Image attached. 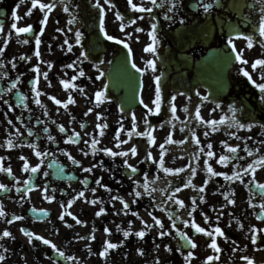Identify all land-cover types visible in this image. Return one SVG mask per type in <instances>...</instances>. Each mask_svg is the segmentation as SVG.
Listing matches in <instances>:
<instances>
[{"label": "flooded vegetation", "instance_id": "1", "mask_svg": "<svg viewBox=\"0 0 264 264\" xmlns=\"http://www.w3.org/2000/svg\"><path fill=\"white\" fill-rule=\"evenodd\" d=\"M41 2L54 7L44 26V34L40 37V56L36 57L34 37L39 34V21L43 18V13L39 9H33L31 16L26 15L31 8V0H25L18 9L16 5L19 0H0V25L3 26L0 31V48H4L3 55H0V97H3L0 99V168L12 169L11 175L0 170V183L7 185V191L0 189V205L6 212V216L0 217V235L6 229L14 237L0 239V245L3 246L0 247V255L5 256L0 264H73L69 257H74V247L70 240H62L61 237L63 232L67 235L68 230L73 228H81L83 237H86L82 244V264H120L121 246L109 250L106 256H100L99 253L103 251L107 240H114L113 243L120 245L123 199L128 204L132 203L131 198L137 192L136 178L124 161L127 160L139 170L138 177L142 181L153 173V163H147L151 159L143 158V155L147 157L150 152L153 158L160 157L161 153L157 152L160 144H164V165L176 167L188 164L184 157L177 158V163L170 161L169 152L165 150L168 134L160 130L157 124L166 117V109L160 111L159 115L149 114L140 102L137 110L124 115L119 105L114 103L117 98H133L139 90V100L143 99L144 103L152 107L156 76L161 77L160 83L165 82L168 97L172 95L171 90H180L193 96L202 118L198 119L200 124L197 138L200 140L198 150L204 148V151H199L195 175L188 177L194 182V192L188 191L182 183L177 192L183 199L186 210L183 224L185 220L189 221L187 227L184 225L185 229L195 235L197 247L192 252L201 258V264L213 262L207 261L209 255L229 256L227 264H247L242 259L245 256L252 264H263L264 212L259 205L264 202V191L257 185L264 184V168L258 167L254 178L251 173L244 176L243 169L264 156V103L259 101L260 90L242 72L247 70L253 80L264 83V68H252L257 59H264V37L259 35L260 19L264 17V0H202L204 3L213 2L214 7L210 13H204L202 7L198 6L201 0H178L177 7L172 12L168 11L172 0H157L155 5L151 0H133L144 9L151 8V12L134 11L127 0H111L114 8L105 3V0H100L104 8L105 30L116 38L113 41L107 40L100 32L101 14L96 7V0ZM13 10L17 11L19 20H13ZM117 12L124 17L123 21L116 18ZM166 15L172 18L166 19ZM181 18L184 23L180 22ZM133 19L135 24L130 23ZM14 22L18 27L33 25V32L18 35L11 28ZM121 23L125 25L123 30ZM153 23L158 25L156 53L145 51L152 43L150 33ZM76 31L83 33L81 45L75 43ZM245 37L252 39V47L248 46ZM229 39H232L235 51L228 43ZM24 40H28V43H23ZM65 40L73 45L71 52L67 50ZM119 40H123L128 48L118 43ZM82 51L88 53L87 59L80 56ZM237 52L248 61L247 64L236 59ZM22 56L25 59H21ZM212 57L215 64L219 60L226 63L222 66L221 73L209 61ZM149 60L155 62V71L148 67ZM133 62L141 71L132 67ZM49 64L52 65L51 68ZM68 64L74 66L67 68ZM36 65L40 67L39 74L33 71ZM115 67L119 71L114 70ZM81 70L85 73L84 76L79 75ZM44 72L48 73L47 80L44 79ZM100 72H103V76L97 78ZM111 74L118 77L109 82L107 79L112 78ZM36 75L40 78L39 83L34 85ZM218 79L224 81L222 91L217 92L215 88L208 91L206 86L216 83ZM62 80H69L78 87L65 89ZM112 83H116L115 86ZM13 84L16 85L15 88H12ZM34 86L42 93L41 105L35 104L36 96L32 91ZM100 90H104L106 99L102 98L101 102H97L95 93ZM69 93L76 103L69 104L67 109L62 104L56 105L51 99L55 96L61 101H67ZM205 96L208 97L207 100L203 99ZM183 97L175 98L176 106L184 104ZM4 100L12 107L4 104ZM232 105L237 109V119L242 123H252L253 127H236L230 135L214 132L215 135L220 134V137H213V140L209 134L205 135L208 132L201 128L211 125L206 122L223 119L226 123V118L233 115L230 110ZM88 109L92 111L88 112ZM97 113L101 114V119H97ZM9 120L12 121L11 124L8 123ZM100 123L107 124L102 136L101 130L96 127ZM61 125L65 128L64 132L60 131ZM149 128L156 138L155 144L151 145L146 136L137 135ZM76 132L80 133L79 137L75 135ZM129 132L134 135L137 146L145 145V151H137L136 155L129 152L127 157H112L101 151H129L132 144L121 143L127 141ZM69 136L78 142H69ZM49 137L53 140H49ZM93 139L99 141L95 146L91 143ZM9 140L13 147L8 146ZM208 143L213 145V157L207 156ZM225 143L240 146L235 154L238 159L219 164L217 161L220 155H232L225 148ZM29 145H35L36 148ZM246 149L251 150L253 155L249 156ZM36 150L49 154L40 158L35 155ZM65 153L75 157L80 164H74ZM25 162L30 167L40 164V170L36 173L24 172ZM209 165L215 171L228 175L241 170L244 182L235 178L226 180L223 175L212 176L205 167ZM89 167L92 171L85 172L84 169ZM45 172L48 173L47 176L44 175ZM85 178L87 185L83 182ZM97 180H100V184L96 183ZM25 181L30 183L25 184ZM201 186L205 187L203 193L198 191ZM45 188L48 189V195L54 197L51 201L44 198ZM93 188L96 189L95 192L92 191ZM81 191L84 192V197L77 198ZM21 194H26L25 199H20ZM191 196H195L193 213L198 214L197 218L187 215L193 207L187 206V199L191 201ZM114 197L119 199H113ZM228 199L235 203L229 204ZM92 200L97 203H90ZM250 203L254 206L250 207ZM100 208H104L105 213L97 216ZM40 210H44L43 213ZM15 215L23 216L24 219L9 224L8 220ZM61 215H64V220L59 219ZM205 216L208 217L207 221ZM257 216L261 218L257 219ZM238 217L241 218L240 226L243 227L236 240H233V233L229 229L231 230V225ZM76 219L83 223H77ZM193 220L208 230H214L216 226L224 230L228 240L215 236L221 252L214 253L208 247L211 238L203 233H196L191 227ZM105 227L110 229V234L105 233ZM21 228L50 239L64 253V262L55 261L59 253L50 245L36 240L29 243ZM112 228H115L113 234ZM253 228L257 236L255 243L251 240ZM90 235H95L96 238H87ZM235 253L238 258H233Z\"/></svg>", "mask_w": 264, "mask_h": 264}, {"label": "snow or ice", "instance_id": "2", "mask_svg": "<svg viewBox=\"0 0 264 264\" xmlns=\"http://www.w3.org/2000/svg\"><path fill=\"white\" fill-rule=\"evenodd\" d=\"M25 2V0H19V4L16 5V9H18L20 7L21 4H23ZM152 4L155 5L157 3V0H151ZM105 3H108L110 4L111 7H115V5H112L111 4V0H105ZM127 3L128 5L130 6V8L134 11H148V12H151L152 9L151 8H148V9H144L140 6H138L136 3L133 2V0H127ZM177 3H178V0H172V6L171 8L168 9L169 12H172L174 11V9L177 7ZM200 7H202L203 9V12L204 13H210V11L213 9L214 7V4L213 2H207V3H204L202 2L201 0V3L198 5ZM54 5L52 4H49V3H42L41 0H31V8L28 10V12L26 13V15L28 16H31L32 15V10L33 9H39L42 13H43V18L39 21V24L41 25V28H40V31H39V34L38 35H35V52H34V55L36 57H39L40 56V44H41V39L40 37L44 34V26L47 25V22H48V17H49V13L52 11ZM96 7L99 9L100 11V14H101V19H100V23H99V29H100V32L103 34V36L109 40V41H113L115 40L116 38L113 36V35H110L106 30H105V24H104V19H103V15H104V8H103V5L100 4V0H96ZM67 7L65 8V11H67ZM262 11H264V9H262ZM12 18L14 21L16 20H19L20 17L18 16L17 14V11L16 10H13L12 12ZM116 18L120 21H123L124 20V17L119 13L117 12L116 13ZM166 19H171L172 17H169L166 15L165 17ZM181 23H184V20L181 18L180 20ZM130 23L132 24H135L136 21L135 19L131 20ZM121 27V30H123V28L125 27V25L123 23H121L120 25ZM11 28L15 30V32L19 35V34H26V33H29V32H33V25L29 24V25H26V26H23V27H18L17 26V23H12L11 25ZM151 40H152V43L149 44L145 51L147 52H150V53H156V42H157V29H158V25L156 23H153L151 25ZM3 30V26L0 25V31ZM71 30V29H69ZM58 31H62V29H58ZM137 31H142V29H137ZM259 35L261 37H264V17H261L260 19V23H259ZM247 39V43H248V46L249 47H252L253 45V41L251 38L249 37H245ZM83 39V33L80 32V31H76L75 33V43L77 45H81V41ZM23 43H28V40H24ZM118 43H121V44H124V47L125 48H128V45L123 41V40H119ZM228 43L230 45L233 46V51H235V45L233 44V41L232 39H229L228 40ZM64 44L68 45V51L71 52L73 50V45H70L68 44V41L65 40L64 41ZM4 53V48H0V55H3ZM129 53H131V49L129 48ZM80 56L83 57L84 59H87L88 57V53L86 52H81L80 53ZM21 59H25V57H21ZM30 59V57L28 58ZM236 59L239 60L242 64H247L248 61L243 59L242 58V55L240 53L237 52L236 54ZM77 62H79V58L77 60ZM100 63H103V61H101ZM51 64H49V67L51 68ZM74 65L73 64H68L66 65L67 68H72ZM258 66H260L261 68H264V59H257L253 64H252V68L253 69H256ZM13 67H15V64H13ZM132 67L133 68H136L137 71H141V69L137 68V65L133 62L132 63ZM148 67H150L153 71H155L156 69V64L153 60H149L148 61ZM33 71L37 74L40 73V67L39 65H36L33 67ZM243 76L244 77H247L249 81H251L255 87L257 89L260 90V97H259V101L260 103H264V83H257L255 80H253L252 78V75L247 71V70H243L242 72ZM79 75L80 76H84L85 73L81 70L79 72ZM43 76H44V79L47 80L48 79V73L47 72H44L43 73ZM103 76V72H100V75L99 77L97 78H100ZM39 75H36L34 77V80H33V84L36 85L39 83ZM73 79H75V77H73ZM160 80H161V77L160 76H156L155 77V81H156V84H155V96H154V99L152 100V107L149 106V104H146L144 103L143 99H141V104L144 105L145 109H147L148 113L149 114H156V115H159L160 113V110H161V106H162V103H163V97H162V91H161V86H160ZM61 83L63 84L64 88L65 89H69V88H77L78 85H75L73 83H70L69 80H62ZM16 85L13 84L12 85V88H15ZM106 87V86H105ZM9 91H11V89H9ZM32 91L35 92V96H36V99H35V104L37 105H41V100H40V96L42 95V93L40 92V90L37 88V87H33L32 88ZM102 98H105L106 99V95H105V92L104 90H100V91H97L95 93V100L97 102H101L102 101ZM0 99H3V97H0ZM21 99H23V97H21ZM51 99L55 102L56 105H63V107L65 109L68 108L69 104H74L76 103V101L72 98L71 94L69 93L68 95V98H67V101H61L60 99H57L55 96H52ZM204 100H207L208 97L205 96L203 97ZM172 101L175 100V97L173 96L171 98ZM4 104H7L9 106V108L12 107L11 104H9V102L7 100H4L3 101ZM217 107H219V105H217ZM230 110L233 112V115L231 117V121L230 123L234 124L235 126L239 127V128H248V129H251L253 127V124L252 123H242L240 119H237L235 113L237 111L235 105H232L230 106ZM92 109H88V112H91ZM170 111L173 113V115L176 113V106L174 103H172L170 105ZM185 111H187V108H185ZM88 112L85 113V115L88 114ZM196 116L198 119H202L200 117V110L199 108L196 109ZM19 119V117H18ZM97 119H101V114L100 113H97ZM133 121H135V115L133 114ZM9 124L12 123L11 120L8 121ZM145 123H147V121H145ZM206 123H209L213 126V130H216V125L218 123H224V120L221 119L220 121H216V120H212V121H207ZM163 125H161L162 127ZM81 127H84V125H81ZM97 128H99L101 131H100V135L102 136L104 133H103V129L107 127V124H104V123H100V124H97L96 125ZM135 129V124H133V130ZM60 131L61 132H64L65 131V128L63 125L60 126ZM32 133L30 132L29 135H31ZM208 133H205V135H207ZM75 135L77 137L80 136V133L79 132H76ZM129 136L132 135L131 132L128 133ZM137 135H142V136H146L148 138V143L151 145V144H155L156 142V138L152 135V129L149 128L148 130H146L145 132L143 133H137ZM193 137L195 138V134L193 133ZM117 139L119 140V133H117ZM49 140H53L52 137H49ZM68 141L69 142H78V141H73L72 140V137L69 136L68 137ZM127 141H121V143H126ZM175 141H173V138H172V135L171 133L168 135L165 143H168V144H171V143H174ZM92 145L95 146L96 144L99 143V141L97 139H93L91 141ZM195 143L197 145L200 144V140L199 138H195ZM264 143V142H262ZM8 146L9 147H13L14 145L12 144V141L9 140L8 141ZM30 147L32 148H36L35 145H29ZM159 147L162 149L161 151V155H160V160H159V164H160V167L163 168V171L165 173H172L173 171H175V174H179L181 172L184 171L183 168H178V169H170V168H165L164 167V144H160ZM206 147L209 149V151L207 152V156L208 157H213L215 155L214 152L211 151L213 145L211 143H208L206 145ZM239 145L237 146H231V145H228L227 143H225V148L227 149V151L229 153H231L232 155L229 156V155H220L219 156V159L217 161V163L219 164H227L229 161L233 160V159H238V157L235 155L237 152H238V149H239ZM247 152H248V155L249 156H252L253 155V152L249 149H246ZM101 151L105 152L107 155L109 156H112V157H116V156H124V157H127L129 155V152L132 154V155H136L137 154V148L135 146H133L129 151H124V152H113L112 149H101ZM200 152H203L204 151V148H200L199 149ZM257 151H259V149H257ZM49 153L47 152H44V151H41V150H36L35 151V155L37 157H44L46 155H48ZM65 155H68L69 156V159L72 160V162L74 164H77L79 165L80 164V161L77 160L75 157H72L70 154L68 153H65ZM22 159H24L22 157ZM146 159H152V154L149 152ZM239 159H242V157H239ZM42 162V161H41ZM125 165L132 169L133 172L136 171V168L129 164L127 162V160L124 161ZM50 166V165H49ZM264 168V156H260L258 159L254 160L252 163H249L247 165L246 168L243 169V175L244 176H248L250 173L253 175V178L255 177V173L257 171V168ZM0 170L2 171H5L7 172L9 175L12 174V169L9 167V168H0ZM40 170V164H37L36 166H32L30 167L29 164L27 162H25L23 164V171L24 172H31V173H36ZM85 172H91L92 171V168L89 167V168H85L84 169ZM207 172L210 173L212 176H221L223 175L224 178L226 180H233V178H235L236 180H239L241 183H243V177L241 176V173L239 171H234L232 175H228L227 173H221V172H218V171H215L213 169V167L211 165H209L207 167ZM191 173L192 175L194 176L195 173H196V169L193 167L191 169ZM45 176L48 175L47 172L44 173ZM85 185H87V178H85V180L83 181ZM30 183V181H25V184H28ZM97 184H100V180H97L96 181ZM191 184V180H189L188 184L185 185V187H188L189 185ZM106 187V186H105ZM146 190L149 191V194H151V190L148 189V186L145 185L144 186ZM257 187H259L262 191H264V184H258ZM0 189H3L5 191H7V185L5 184H2L0 183ZM17 191L19 192L20 189H17ZM93 192L96 191L95 188L92 189ZM177 192L180 191V188H177L176 189ZM198 191L200 193H203L205 191V187L204 186H201L199 187ZM25 195L26 194H21L20 196V199L23 200L25 199ZM141 195V192L137 191L135 192V196L139 197ZM79 197H84V192L81 191L78 193V196L77 198ZM44 198L51 201L52 199H54L53 196H50L48 195V189L45 188L44 189ZM113 199H119L118 197H114ZM169 199H173V197H169ZM201 199H203V196H201ZM227 199V197H226ZM176 203H178L180 205V207H184V202L182 200H176L175 201ZM90 203L92 204H96L97 201L96 200H92L90 201ZM228 203L229 204H234L235 201L234 200H231V199H228ZM195 200H193V207L190 211H188L187 215L189 217L192 216L193 212L195 211ZM250 207H253L254 205H252L251 203L249 204ZM123 207L125 209H127L129 207L128 203L127 202H124L123 204ZM260 209L262 212H264V202H261L260 205H259ZM42 213L44 210H40ZM105 213V209L104 208H100L99 211L96 213L97 216H100L102 214ZM68 215H72L71 213H67ZM222 214V213H221ZM3 216H6V212L3 208L2 205H0V217H3ZM261 217L260 216H257V219H260ZM24 217L23 216H19V215H15L12 217V219L8 220V223L11 224L13 223V221H20V220H23ZM60 220H64V215H61L59 217ZM75 219V217H74ZM205 221H207L208 217L205 216L204 217ZM217 219H219V216L217 217ZM153 220H154V224L155 225H158L159 228L162 230L159 232V235L161 237H164V236H169L171 235V232L169 231H163V229L165 228V225L164 223L159 219V218H156L153 216ZM76 222L77 223H83V221H80L79 219H76ZM146 223V222H145ZM184 225L187 227L189 225V221L188 220H185L184 221ZM69 227H71V225H68ZM147 227H150L148 225H146ZM172 227L173 228H176V225L175 223L172 224ZM191 227L195 230L196 233H203L204 235L208 236L211 238L210 240V243L208 244V247L210 249L213 250L214 253H219L221 252V248L220 246L218 245L217 243V240L215 238V236L219 235L221 237H223L225 240H228L229 238L225 235V232L224 230L219 227V226H216L214 228V230H208L206 229L205 227H202L200 226V224L196 223L194 220L191 222ZM241 227H243V225H241ZM105 233H108L110 234V229H108L107 227H105L104 229ZM253 231V235L251 237V240L253 243H255L256 239H257V236L255 235V229L253 228L252 229ZM21 232H23L24 236L28 239L29 243H31L33 240H36V241H39V242H42L43 244L45 245H50L52 249H55L60 256H64V253L62 251H60L58 248H57V245L55 243H53L50 239H46L43 235H38L32 231H29L28 229L26 228H21ZM176 232H177V235L180 237L181 240L185 241L187 244H189L193 249L197 247V244L193 241V239L188 235L187 232H184V231H181L179 228H176ZM132 233L130 231H124L123 232V235L124 237H128L130 236ZM135 235L141 239H143L146 235V232L141 230V231H137L135 232ZM5 237H13V234L12 232L8 231V230H4L2 235H0V239H3ZM87 238H90V239H95V235H90L89 237ZM80 239H86V237H83L81 236ZM120 245L116 244V243H113L112 241L110 240H107L105 241L104 243V246H103V251H101L99 253L100 256H106L109 252V250L111 249H116L118 248ZM0 247H3L2 245H0ZM157 249H159V245L156 246ZM167 248V251L168 252H172L173 249L171 247H168L166 246ZM179 250V249H178ZM5 251H7L5 249ZM138 252L143 255L144 252H143V249H138ZM193 253L192 252H188L187 253V256H186V260L190 259L192 257ZM69 259H72V260H75V257H69ZM215 259H219L218 256L215 257ZM242 259L246 260L247 261V264H252V261L248 258V257H242ZM5 260V256L3 255H0V262L4 261ZM214 260V256L213 255H209L207 257V261L211 262ZM157 264H159V260H157Z\"/></svg>", "mask_w": 264, "mask_h": 264}, {"label": "rangeland", "instance_id": "3", "mask_svg": "<svg viewBox=\"0 0 264 264\" xmlns=\"http://www.w3.org/2000/svg\"><path fill=\"white\" fill-rule=\"evenodd\" d=\"M179 109L180 108L176 106L177 112L180 111ZM179 118L183 119V116H180ZM174 139H180L177 133H175ZM150 197L154 198L153 196ZM172 197V200L174 201L182 200L181 197L175 194ZM134 201V205H129V209L137 212L143 209V206L145 205V203H147V201L142 197H138ZM188 204L189 205L187 206H192L191 203ZM128 212L129 211L127 209H123L122 211L120 229L122 264H157V260H159V264H201V258L198 257L194 252L192 257L186 260L187 255L181 256L177 255L178 253L176 252L173 253L167 251L166 246L169 244L167 241V236L161 237L159 235V232L162 230L159 228L158 225L154 224L153 216L159 218L164 223L165 228L163 229V231H170L173 233L176 228L171 227V225L165 219V216L162 211H154L153 213L150 212V214L143 213L142 217L138 216L136 221L131 218L132 216L129 215ZM191 217L197 218L198 214L195 212L192 214ZM146 221H148L149 224L145 223ZM146 225L150 227H147ZM141 230L146 232V235L143 239L135 235V232ZM111 231L113 234V230ZM124 231H130L132 234L128 237H124ZM82 235L83 234L81 228L69 229L67 235L64 232L63 234H61L62 240H70V244L74 247L75 260L73 261V264H82L83 239H80ZM157 245L160 246L159 249H157ZM138 249H143L144 254L141 255L138 252ZM261 263L264 264V262Z\"/></svg>", "mask_w": 264, "mask_h": 264}, {"label": "bare ground", "instance_id": "4", "mask_svg": "<svg viewBox=\"0 0 264 264\" xmlns=\"http://www.w3.org/2000/svg\"><path fill=\"white\" fill-rule=\"evenodd\" d=\"M197 103L195 100H193V102H190L188 104V106L186 107L187 108V111L189 112V114L192 116V118L188 117L189 120L186 122V123H177L175 119H172L169 115V120L166 122V126L168 129H177L179 128L180 130H183L185 131V126H190L193 122H198L196 121L197 120V117H196V114H195V110L197 109ZM170 113H172L170 111ZM169 113V114H170ZM231 117L232 116H229L226 118V123L224 121V123H218L216 125V130H213V126L212 125H209L207 126V129L215 132V133H219V132H222L223 134H228L230 135L232 133V131L234 130V128L236 129L237 126H235L234 124L230 123L231 121ZM196 119V120H195Z\"/></svg>", "mask_w": 264, "mask_h": 264}, {"label": "water", "instance_id": "5", "mask_svg": "<svg viewBox=\"0 0 264 264\" xmlns=\"http://www.w3.org/2000/svg\"><path fill=\"white\" fill-rule=\"evenodd\" d=\"M134 98H135V97H134ZM132 101H133V100H132ZM130 103H132V104H133V103H137V99L135 98L134 101H133V102H129V104H130ZM185 248H186V247H184V249H185Z\"/></svg>", "mask_w": 264, "mask_h": 264}]
</instances>
